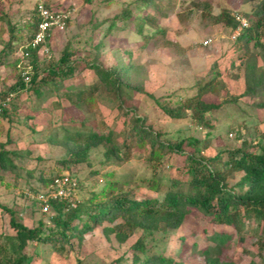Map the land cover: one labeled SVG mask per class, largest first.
Returning <instances> with one entry per match:
<instances>
[{
  "label": "rangeland",
  "instance_id": "obj_1",
  "mask_svg": "<svg viewBox=\"0 0 264 264\" xmlns=\"http://www.w3.org/2000/svg\"><path fill=\"white\" fill-rule=\"evenodd\" d=\"M36 1L0 0V49L9 38L11 26L16 28V33H26L24 24ZM45 1L55 9L65 10L69 20L62 29L50 31L44 43L49 49V56L38 51L36 61L39 73L58 58L67 43H71V47L77 51L71 56L76 70L73 77L65 81L66 85L87 86L97 82V76L88 66L92 58L97 55L98 61L109 67L116 65L119 55L124 63L136 61L134 78L141 90L127 92L120 107L115 100L98 94L96 110L83 116L64 96L57 97L51 93L44 99H37L30 89L11 90L17 85V71L9 65H0V95L5 91L9 93L5 98L0 96V108L8 110L4 116L0 111V141L7 139L5 135L9 129L12 140L6 147L22 152L28 150L13 157L19 176L13 169L0 170V204L13 211L17 222L31 228L41 223L43 233L54 228L52 217L57 214L56 208L50 205L49 211L43 213L34 197L37 192L49 188L48 183L43 182L44 178L63 173H68L76 182L73 202L77 205L83 197L102 188H111L116 179L123 180L122 176H125L122 188L138 197L150 196L161 200L170 179L181 180L183 189L187 187L184 153L168 152L159 161H148L146 155L149 148L144 147L133 150L128 160L116 163L106 162L103 147L98 146L88 152L85 162L66 164L62 162L67 157L64 144L60 140H45L49 125L77 126L80 119H85L88 125L93 126L102 118L110 128L119 131L124 121L122 109L135 108L139 116L146 117V124L159 131L160 138L165 141L174 142L188 136L199 139V153L205 158L217 151L227 152L241 146L257 150L258 145L264 144V107H256L250 97L243 95L244 69L239 66L243 58L238 57L235 39L229 37V27L225 29V25L209 17L217 15L223 8L252 14L257 0H197L198 5L177 0L172 12L160 18L161 26L166 29L164 36L142 35L143 32H137L133 24L124 26L121 20L116 21L115 29L105 34L109 21L124 7L131 5L133 0ZM204 41L207 43L204 44ZM21 43L24 45L26 42L24 39L17 42L13 57L6 58L9 63L13 59H20ZM249 45H252V41ZM258 64H261L259 58ZM212 68L221 72L219 79L225 89L218 97L212 94L204 97L208 101L219 102L229 95L234 96L240 100L237 106L224 103L212 112L211 127L190 120L189 114H176L174 117L163 112L160 104L176 107L183 93L189 94L194 83L207 77ZM58 98L60 105L54 110L53 103ZM233 129L237 131L230 136ZM62 134L63 130L58 128L56 136ZM185 149L189 150L188 147ZM238 177L239 173L228 183H234ZM154 178L161 180L157 192L150 187ZM116 222L117 219L113 222L103 221L81 237H69L67 243L29 240L24 245V252L29 257L27 264H133L131 245L141 231L135 229L127 238L119 239L112 229ZM260 223L255 226L250 219L243 231L238 232L232 226L216 225L193 210L186 215L176 232L169 231L166 238L157 233L156 240L149 238L144 242L146 249L152 251L157 239L162 240L158 247L172 255L179 243L177 237L183 236L184 251L178 257L181 264H205L204 257L198 251L213 244L209 239L211 233L225 230L233 240L220 251L221 258H231L241 264H259L264 257V220ZM1 232L13 234L14 230L9 225V214L0 209Z\"/></svg>",
  "mask_w": 264,
  "mask_h": 264
},
{
  "label": "trees",
  "instance_id": "obj_2",
  "mask_svg": "<svg viewBox=\"0 0 264 264\" xmlns=\"http://www.w3.org/2000/svg\"><path fill=\"white\" fill-rule=\"evenodd\" d=\"M176 1L133 0L131 5L124 7L109 21L105 34L115 29L116 21L121 20L124 26L129 23L133 24L137 32H143L142 35L148 33L146 36L159 34L164 36L166 29L161 26L160 18L172 12ZM257 1L255 12L253 11L252 14L240 11L231 12L223 8L217 15H209V17L216 23L225 25V29L229 27V36L238 25L235 18L237 14L248 20L249 25L240 31L234 41L239 52L238 57L243 58L241 64L239 63V66L244 69L243 95L250 97L251 103L256 107H264V44L261 42V37L264 35V0ZM37 2L38 0L26 18L24 24V28H27L26 33H16V28L11 26L9 38L0 49V65H9L17 71V85L11 90L30 89L37 99H44L51 93L57 97L64 96L83 116L89 111L96 110L98 94L115 100L118 103L117 106L120 107L127 92L141 90V86L134 78L137 71L136 61L124 63L119 55L116 58V65L109 67L102 65L97 55L92 58L88 66L97 76V82H92L87 86L71 83L66 85L65 81L70 80L76 70L71 56L77 51L71 47V43L63 47L57 59H53L47 67L41 68V73L37 70L39 65L36 61L39 47L23 48L27 54L23 56L21 63L23 65L30 63L33 68L31 83L26 88L21 77V69L17 66L20 59H13L9 63L6 58L13 57L17 42L23 39L25 42L30 41L37 31L39 21ZM183 2L199 4L197 0H183ZM43 4L55 11H63V9L53 8L47 1ZM68 20L66 16L65 23H68ZM47 40L48 36L45 37L44 43ZM251 41L252 45H249ZM258 58L261 64H258ZM220 75L221 72L212 68L207 77L194 83L189 94L183 93L184 96L179 98L176 107L162 104L159 106L169 115L175 117L176 114H189L190 120L199 125L211 127L212 112L218 110L224 103H233L235 106L240 103L238 98L230 95L219 102L208 101L204 97L208 94L218 97L221 90L225 89L224 83L219 79ZM8 94V91H5L0 96L5 98ZM59 105L58 98L53 103L52 109L57 110ZM0 111L3 116L8 113L4 107H1ZM122 114L123 127L119 131L110 128L102 118L93 126L88 125L85 119H80L77 126L49 125L45 140H60L64 144L67 148V157L62 162L66 164L85 162L88 152L98 146L103 147L106 162L116 163L128 160L133 150L144 147L149 148L146 155L148 161H159L162 155L168 152L184 153V170L188 176L186 189H183L182 181L175 178L170 179L161 200L150 196L138 197L133 195L132 191L122 188L121 185L125 182V176H122L124 181L122 178L121 180L116 179L111 188H102L100 191L83 197L79 205L75 203L71 206L66 200L52 201L50 205L56 208L57 214L52 217L54 228L47 233H43L41 223L31 228L17 222L13 211L0 204L1 212L9 214V225L14 230L13 234L0 233V264H27L29 257L24 252V245L29 240L43 239L53 244L67 243L69 237H81L97 224L103 221L113 222L116 219L117 222L112 225V229L119 239L127 238L135 229L141 231L139 237L131 245L133 264H181L178 257L184 251L183 236L177 237L179 243L172 255L166 254L162 248L158 247L161 244L159 242H163L158 239L153 250H147L145 239L156 240L157 233L166 238L169 231L176 232L186 215L193 210L209 218L216 225L232 226L238 232L243 231L245 223L250 219L255 226L261 224L260 222L264 220V144L258 145L257 150H250L249 146H241L227 152L217 151L205 158L199 153L200 140L196 137L188 136L174 142L165 141L160 138L159 131H154L150 125L146 124V117L139 116L135 108L122 109ZM26 116L30 117V115ZM58 128L63 130L60 137L56 136ZM8 130L5 135L7 139L0 141L1 171L8 169L15 171L18 165L13 161V157L28 152V150L22 152L6 147L12 140ZM236 131L237 129H233L230 133ZM185 147L189 150L187 151ZM16 173L19 176V172ZM237 173H239L238 179L232 184L228 183V180L235 178ZM54 178H44L43 182L50 185ZM152 181L150 187L157 192L161 180L154 178ZM209 239L213 244L198 251L204 257L205 264H241L231 258H221L220 251L225 245L232 243L231 234L225 230H218L211 233ZM259 245L262 247L261 242ZM259 264H264V257L261 258Z\"/></svg>",
  "mask_w": 264,
  "mask_h": 264
},
{
  "label": "built area",
  "instance_id": "obj_3",
  "mask_svg": "<svg viewBox=\"0 0 264 264\" xmlns=\"http://www.w3.org/2000/svg\"><path fill=\"white\" fill-rule=\"evenodd\" d=\"M45 0H39L37 2V12L39 15V21L37 24V31L34 33L32 39L27 41L24 45L21 46V57L27 54L24 52L23 48L27 46L30 47H39L38 51H41L46 56H49V49L44 44V39L46 36H49V33L54 28H63L65 25V18L67 13L65 11H55L51 8L45 7L43 4ZM238 21L237 27L230 34L231 39L237 38L240 34V31L249 25L246 17L237 14L235 16ZM208 41V40H207ZM204 41V44L207 43ZM261 42L264 44V35L261 37ZM22 60L18 62L17 66L21 69V77L25 86H29L31 83V74L33 73V68L31 65H23ZM9 98H7L8 100ZM232 133L229 135L231 136ZM76 182L70 178L68 173H63L53 179V182L49 185V188L40 192H37L35 199L39 204V210L43 213H47L50 208V204L54 200H66L71 206H74L73 202L74 188Z\"/></svg>",
  "mask_w": 264,
  "mask_h": 264
}]
</instances>
